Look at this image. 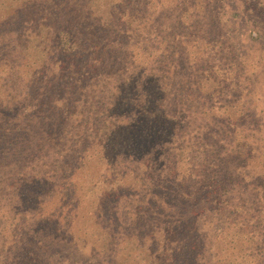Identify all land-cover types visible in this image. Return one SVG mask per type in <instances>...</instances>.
Listing matches in <instances>:
<instances>
[{"label":"trees","instance_id":"obj_1","mask_svg":"<svg viewBox=\"0 0 264 264\" xmlns=\"http://www.w3.org/2000/svg\"><path fill=\"white\" fill-rule=\"evenodd\" d=\"M17 1L0 0V211L11 209L25 230L14 222L0 236V264H46L41 234L62 216L67 230L78 184L96 188L92 214L106 236L156 244L154 264L162 254V264H264L258 71L219 30L210 12L218 0H203L194 16L184 8L187 21L175 15L187 0ZM48 54L57 58L41 60ZM39 78L46 82L34 85ZM45 105L63 123L36 117L50 129L37 139L54 140L55 165L24 174L31 158L15 136L17 118ZM94 163L96 177L74 179ZM48 195L64 215L45 214ZM122 201L131 229L119 222ZM108 205L115 227L101 216Z\"/></svg>","mask_w":264,"mask_h":264},{"label":"rangeland","instance_id":"obj_2","mask_svg":"<svg viewBox=\"0 0 264 264\" xmlns=\"http://www.w3.org/2000/svg\"><path fill=\"white\" fill-rule=\"evenodd\" d=\"M103 1L104 0H96V4H103ZM18 2H20V0H18L17 3ZM172 2L173 0H163L164 5L171 4ZM182 2L183 4L180 3L182 7L179 6L177 8L175 15H182L184 21L190 19L184 18V8H188L189 6V15L194 16L192 8H197V5L202 6L205 4L203 0H187ZM213 5L214 8H211L210 12L213 15L215 14L216 18L218 17L220 20L218 26L219 30L222 31L224 38L231 39L236 43L245 60V65H247L249 70L256 68L258 71V76L254 77V88L256 92L255 99H257L258 102V112L256 114L261 118L263 124L261 133L264 138V0H218L217 3L211 2V6ZM174 19H176V16ZM43 35L44 34H39L35 39L40 40ZM11 38L14 39L12 36ZM47 57L51 60L57 58L54 57L53 54H48L43 56L41 60H47ZM257 64L259 67H257ZM54 65L55 63L52 62L48 65V68L51 69ZM195 73L194 76L198 75V71ZM182 75L183 70L178 71L177 78L181 79ZM45 82L46 79L43 82V80L39 78L34 82V85ZM173 82L178 81L175 78ZM45 107L47 109L42 107L44 112L32 116L33 119L26 117L25 120L24 116L17 118L20 119L19 121L21 123L15 136L20 143L28 149L31 158V161H28L26 167L21 168L24 170V174H27V172L31 170L34 172L37 170H51L55 165L53 163L56 156H53L49 153L50 150H48V148L54 143V140L40 142L37 139L39 133L46 132L50 129H42L41 126H39V120L36 117H39L44 113L47 116V123L49 125L52 123V128L55 129L58 128L56 126H59L60 129L63 123L60 117H56L52 114V111L48 106L45 105ZM260 110H263V112H260ZM21 112L24 115L28 113L27 110H22ZM89 144L93 145L94 143L90 141ZM37 149H40L41 151L36 153ZM36 165H38V167ZM261 169L262 164L258 166V170ZM101 171L102 166L97 163L88 166L85 164L75 175L74 179L76 181H78L79 177V179H90L92 176L96 177ZM50 174H53V172L50 171ZM48 186V184L38 183L39 191L40 189L48 188ZM77 187H79V198L76 200L77 207L72 212L70 218L71 223H69L67 230L60 227V225L65 224L62 215L66 212V208L64 209L60 203L57 202V198L48 195L47 201L42 207L45 214L51 213L54 217L57 215L60 217L62 216V221L59 220L60 225L54 223V221H49L44 230L45 234H41V236L44 235L45 244L48 246V252L45 258L46 264H154L153 258L155 257V254H153V252L157 245L152 244V242L147 240H145L144 243L141 242V244H138L139 242L132 240L131 237L117 244V241L107 237L106 231L102 228L103 222L98 224L95 216L92 214V206L96 199V195L92 194V192L96 188L86 192L82 189V185L78 184ZM39 194L41 196V193ZM15 199L17 201V198ZM120 206L119 222L124 228L131 229L132 227L130 226V223H128V220L125 219V215L123 214V211H127V208L124 207L125 201H122ZM110 209H112V206L108 205L107 210H104L101 216L107 225L109 224L111 227H115V223L110 221L112 219L109 214ZM9 210L11 209L6 211V208H4L3 211H0V236L14 231L12 230L14 222V228L17 229L18 234H20L21 230H25V228H19L16 219L13 221L12 216L10 217L8 215ZM129 214L131 213H128L127 215ZM22 216L23 215L18 214L19 220L17 222H20ZM17 227L20 230H18ZM139 228H142V225H139ZM121 235V233H117V237ZM158 236L159 239H161V234L158 233ZM200 246L203 247V256L207 249L204 236H201ZM161 247L162 244L160 245V250L158 252L163 251ZM136 255L138 257H136ZM163 255L164 254L158 256L159 264H162ZM180 263H182V261H180Z\"/></svg>","mask_w":264,"mask_h":264}]
</instances>
